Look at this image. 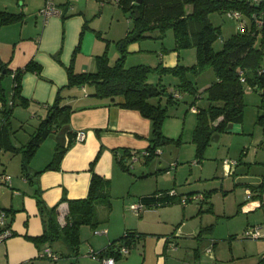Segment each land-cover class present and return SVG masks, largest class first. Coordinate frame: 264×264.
Masks as SVG:
<instances>
[{"label":"crops","instance_id":"1","mask_svg":"<svg viewBox=\"0 0 264 264\" xmlns=\"http://www.w3.org/2000/svg\"><path fill=\"white\" fill-rule=\"evenodd\" d=\"M53 1L60 8L61 13L45 19L40 12L45 0H40L37 4H33V0H0V10L23 14L20 19L12 22L2 23L0 21V73H4L0 79V87L6 97L10 99L13 75L12 72L5 73L2 66L5 65L13 71L18 67H22L30 59L39 63L42 69V77L32 71L24 72L21 77V94L29 100L26 110L30 112L32 117H40V120L43 118L41 113L45 115L47 105L53 102L58 87L67 82L65 66L71 65L76 72L95 71L97 56L104 53V51L109 54L111 49L109 42L113 41L114 43L132 27L130 25L132 20L120 6L111 0ZM187 9L189 10L190 7L188 6ZM140 43L138 40L129 43L127 51L132 53L142 50ZM114 50L115 52L119 50L117 45H114ZM180 51L176 50L168 53L159 51L158 62H161L164 66H173L180 58H178ZM58 58L62 63L57 60ZM136 64L144 63L138 62L129 66ZM5 76H9L11 80L9 94L6 93V88L3 86ZM173 85L168 86V89ZM208 85L209 83H206L205 88ZM91 91L92 89L88 86H74L62 90L63 102L69 104L73 109L69 120L50 134V136L53 135L56 138L55 144L52 139L50 141L51 145H48L47 151H44V153V143L40 144L35 155L42 154L37 159L35 157L31 158V163L35 165L33 169L37 171L52 159L57 145L60 147L67 146L60 160V168L42 170L39 174L34 172V176L31 178L17 179L11 177L9 183L0 186V207L8 209L12 213L11 227L14 232L7 239L0 241V264L16 262L26 264H101L98 257L89 254L90 250L103 251L112 240L120 237L121 225L119 226L117 222H113L111 217H107L108 215L105 214L104 210H98L99 222L95 228H91L86 224L80 226V245L77 256L65 254V245L60 241H56L50 248L58 255V258L51 260L40 255L41 251L48 246L47 244L38 248L24 236L39 235L43 231V224L35 199L36 192L41 193V197L47 205L57 204V218L59 223L63 225L68 212V203L66 200H62V197L64 195L67 198L86 196L91 177L89 166L97 152H99V156L94 164V171L110 179V188H114L118 179L120 182L125 180L126 173L122 171L123 169L118 164L116 154L122 155L124 149H128L136 155V159L131 164L138 160L140 155H146L147 147L150 144L151 120L136 109L122 107L109 98L94 96ZM117 100L121 102L123 96H118ZM159 102L161 103V99H159ZM1 109L2 102L0 101V129L2 126ZM196 109L197 107L192 111H196ZM165 122L162 125L164 129L168 126ZM235 123L240 122L228 123L224 132L238 129L239 127ZM77 131H84L83 139L77 140L75 138ZM163 133L168 136L167 132L164 131ZM161 151L160 147H157L156 154ZM250 163L248 162V164ZM224 167L225 173L229 176L230 171H228L226 165ZM140 170L138 169V176L143 178L147 176L144 169ZM174 171V175H177L176 167ZM235 172L236 170H233V174ZM0 173L7 172L2 170ZM261 173H258L260 177H254V181L238 182L241 185L244 184V191L243 197L237 202V211L251 210L254 212L264 208V186L261 190H252L253 186L259 185L264 180ZM170 174L168 172L166 173L168 177H164L165 179L168 178V181ZM129 178L131 181L133 177ZM171 188L156 186L155 190ZM172 189L177 193L179 192L177 188ZM246 189L252 191L249 197L246 195ZM223 193L224 197L229 194L227 190H224ZM202 194L204 193L200 192L196 195ZM134 203L139 202H131L129 208L138 216L145 208L158 207L143 206L139 212H136L131 207ZM209 207L206 210H211V206ZM147 212L150 211H145L144 215H141L142 218L135 221V228H132V230L145 233V235L139 237L133 243V250L120 254L115 259V264H167L166 250L168 248L174 250L177 242L171 236L160 234L156 230H144L140 227L138 222L145 220ZM151 219H153L152 216ZM260 219L257 220L259 225L256 226L258 229L262 228L259 233L260 237H264V221ZM128 221L126 220L124 226L126 228L129 224ZM86 226L91 231H88ZM184 226H186V223L179 222L173 233L184 235ZM94 229L101 232L94 233ZM193 231L185 233L195 235V227ZM198 234L199 231L196 235ZM117 245L119 244L114 245V249L118 247ZM133 246L129 248L131 249ZM210 246L212 247V245ZM210 246L207 247L208 251L211 249Z\"/></svg>","mask_w":264,"mask_h":264},{"label":"trees","instance_id":"2","mask_svg":"<svg viewBox=\"0 0 264 264\" xmlns=\"http://www.w3.org/2000/svg\"><path fill=\"white\" fill-rule=\"evenodd\" d=\"M111 1L120 6L132 20V27L123 37L115 41L120 55L113 63H110L107 51H104L97 56L95 71L76 72L71 65L65 66L66 84L58 87L53 102L47 105L45 117L39 121L28 142L19 146L13 145L9 139V124L14 107L16 105L27 107L29 103V100L21 94V77L26 71L35 72L42 77V69L41 65L33 59L13 71L5 65L2 66L5 73L12 72L13 84L10 99L0 87V101L2 102L0 147L4 145L14 152L22 151L25 162H29L42 141L69 120L73 109L63 102L62 90L74 86H88L92 89V95L109 98L116 104L136 109L149 118L151 134L146 157L156 154L157 147L164 142L179 143L181 140L180 136L172 138L164 135L162 125L168 115L167 105H162L159 101L153 102L150 98H160L165 94L166 102L171 104L176 102L183 92L198 96V87L191 76L208 67H211L214 72V79L205 88L208 105L196 109V124L191 137L195 144L197 160L203 157L204 150L214 132L224 131L230 122H242L244 83L247 82L252 89L259 91L262 105H264V0H142L140 3L136 0ZM230 10H239L243 14L246 19L245 26L224 38L222 47L215 50L212 40L219 34V28L212 24L209 15L213 11ZM135 11H137L136 14ZM22 15V13L0 10V21L2 23L12 22L20 19ZM169 27L174 33L173 49L178 51L182 48L194 47L195 62L184 65L179 61L180 55H178V62L173 66H164L161 62L154 67L146 64L125 66L124 61L129 43L145 37L161 39L165 29ZM57 60L62 63L59 58ZM151 71L159 74H173L178 81L169 89L161 82L150 83L147 77ZM3 74V72L0 73V79ZM118 96H123L121 102L117 100ZM258 120L264 123V113L259 114ZM66 148L67 146L57 145L52 159L42 169L35 171V174L46 169H59L60 160ZM130 155L131 152L128 149H124L122 155L116 154L117 162L123 170H129L132 167V164L126 160V157ZM98 156L99 152L90 162L91 177L86 196L67 198L64 195L62 197V200L68 203V212L63 225L57 218V204L47 205L41 193L39 191L35 193L43 231L39 235L24 236L36 247L41 248L44 244L51 246L54 242L60 241L66 247L65 254L77 256L80 245V226L87 224L95 228L99 222L98 204H104L107 210L110 209V179L94 171ZM23 168L25 171L24 165ZM25 175L28 178L27 172ZM262 186H264V180L252 189L261 190ZM209 196L210 193L206 192L199 199L209 202ZM178 197L181 200L183 196H179L172 188L154 190L139 195L138 202L143 206H163L175 202ZM185 197L187 201L193 198L190 195H185ZM8 212L11 214V222L12 213L9 210ZM143 235L145 233L126 229L123 235L107 245L103 253L112 255L116 259L120 256L119 245L133 246V243ZM116 243L119 245L114 249ZM258 264H264V255L260 257Z\"/></svg>","mask_w":264,"mask_h":264},{"label":"rangeland","instance_id":"3","mask_svg":"<svg viewBox=\"0 0 264 264\" xmlns=\"http://www.w3.org/2000/svg\"><path fill=\"white\" fill-rule=\"evenodd\" d=\"M39 1L33 0V4H37ZM209 19L213 25L219 28V34L212 40L213 48L219 50L222 47L223 39L237 32L239 27L237 21L229 15L228 11H213L210 13ZM130 25L132 26V22ZM138 41L141 42L142 50L132 53L127 51L125 66L143 62L154 67L158 64L159 51L163 53L176 51L173 49L174 33L170 27L165 29L161 39L145 37ZM109 43L112 46L110 45L111 49L107 54L110 63H113L120 52L119 50L115 52V42ZM179 50H181L179 61L182 64L189 65L195 62L196 50L194 47ZM191 79L198 87L199 94L196 97L189 92H183L181 97L171 104L166 102L165 94L160 98H150L153 102L161 99L160 104L167 105L168 115L164 121L168 126L165 129L162 126V131L164 130L168 136L174 138L180 136V142H164L159 146L162 151L150 157L140 155L129 170H122L126 173L125 180L120 182L118 179L114 188L109 189L110 209L107 210L104 204H98V210H104L107 217H111L113 222L121 225V235L126 229L135 228V221L141 219V215H144L145 211H150L145 214L144 221L138 222L140 227L144 230H156L160 234L171 236L177 242L174 250L171 248L166 250L167 264H258L260 257L264 255V237H247L245 228L259 225L257 220L260 217V220L264 221L262 219L264 218L262 216L264 208L254 212L251 210L237 211V202L243 197L244 191V184H239V181L244 183L254 181L255 176L260 177L259 172H262L261 176H264V123L258 120L259 114L264 113L261 96L259 91L252 89L247 82L244 83V116L242 122L235 123L239 128L230 132H214L204 150L203 157L197 160L195 144L191 140L196 124V111H192L191 105L195 108L208 105L204 85L214 79V72L211 67H208L192 75ZM147 81L150 83L161 82L170 86L175 84L178 78L170 73L159 74L151 71ZM3 86L6 88V93L9 94L11 88L9 76H5ZM37 113L39 114L38 111ZM45 115L41 113V117H45ZM39 121L40 117H32L26 107L16 105L9 124L11 143L17 146L28 142ZM52 139L55 144L56 138L53 135H49L42 141L44 143L43 153L47 151L48 145H51ZM41 154H37V156L34 154L32 159L39 158ZM226 160L236 162V165L232 166L229 176L225 173ZM248 162L251 163L248 164ZM23 165L25 171H23ZM171 165L173 166L171 167ZM33 166L35 165L31 163V160L25 162L22 151L14 152L10 147L4 145L0 147V172L5 170L11 177L17 179L26 177L25 172H27L28 178H31L35 172ZM175 167L177 175H174ZM138 169H144L147 176L144 178L138 176ZM233 170H236L234 174ZM168 172L171 173L169 181L168 178H164ZM129 177H133L131 181ZM156 186L177 188L179 196H195L185 204L178 197L175 202L157 208H145L142 213L140 212V216L135 215L129 208V204L137 202L140 194L149 193L155 190ZM224 190L229 193L225 197ZM200 192L210 193L209 204L208 202L201 203L196 197V194ZM209 206H211V210H206ZM223 210H225L224 213H222ZM126 220H129L127 228L124 227ZM179 222L186 223V226L183 227L184 235L173 233ZM88 226H86L88 231H91ZM194 227L196 228L195 235H187L186 233L194 232ZM200 230L201 233L196 235ZM208 246L211 247L209 251L207 250ZM133 249L134 246L129 248V251Z\"/></svg>","mask_w":264,"mask_h":264},{"label":"built area","instance_id":"4","mask_svg":"<svg viewBox=\"0 0 264 264\" xmlns=\"http://www.w3.org/2000/svg\"><path fill=\"white\" fill-rule=\"evenodd\" d=\"M40 12L45 17H50L52 15L60 14V8L55 4L53 0H45L43 6L40 8ZM229 15L237 21V25L239 29H242L245 26L246 19L243 14L239 10H230L228 11ZM243 79V78H242ZM193 110H195L194 106H191ZM77 140H81L84 138V131H77L76 137ZM136 159V155L131 153L130 156L126 159L127 162L132 163V161ZM225 165L228 168V171H231L232 166L236 165V162L233 160H226ZM11 181V176L7 173H0V186L3 184H7ZM251 190L246 189V195L249 197L251 195ZM197 198H201V195H196ZM187 199L185 196L181 197V202L186 203ZM131 207L139 212L143 205L140 203H134ZM104 232L106 230H103ZM100 230L94 229V233H100ZM12 227L10 222V213L6 208L0 207V241H3L12 235ZM245 235L247 237H259V229L257 226L247 227L245 229ZM129 251V247L126 245H119L118 252L120 254L127 253ZM90 255L98 257L101 261V264H115V258L112 255L104 254L103 251H94L93 249L89 252ZM40 255L50 258L51 260H56L58 255L50 248V246H46L40 253ZM8 264H26L24 262H16V263H8Z\"/></svg>","mask_w":264,"mask_h":264},{"label":"water","instance_id":"5","mask_svg":"<svg viewBox=\"0 0 264 264\" xmlns=\"http://www.w3.org/2000/svg\"><path fill=\"white\" fill-rule=\"evenodd\" d=\"M138 3H140L142 0H136ZM137 13V11H135V14Z\"/></svg>","mask_w":264,"mask_h":264}]
</instances>
